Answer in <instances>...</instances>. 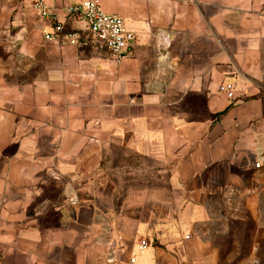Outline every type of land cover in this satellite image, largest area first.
Returning <instances> with one entry per match:
<instances>
[{
    "label": "crops",
    "instance_id": "0c3cea01",
    "mask_svg": "<svg viewBox=\"0 0 264 264\" xmlns=\"http://www.w3.org/2000/svg\"><path fill=\"white\" fill-rule=\"evenodd\" d=\"M35 1L0 0V264H264V0H97L118 60L46 41Z\"/></svg>",
    "mask_w": 264,
    "mask_h": 264
},
{
    "label": "built area",
    "instance_id": "2783aa9c",
    "mask_svg": "<svg viewBox=\"0 0 264 264\" xmlns=\"http://www.w3.org/2000/svg\"><path fill=\"white\" fill-rule=\"evenodd\" d=\"M33 6L42 16L48 17L52 23V30L43 33L44 39L48 42L61 40V43L78 47L105 49L111 57L118 60L124 56L125 51L135 38L134 33L126 27L124 20L119 16L104 12L97 0H84L81 3L80 9L74 17L83 23V27L68 31H64L63 24L57 21L43 1L37 0ZM156 36L159 47L167 50L169 48L168 36L162 32L156 33ZM166 59L167 52L160 53L159 63L164 64ZM218 90L224 93L228 99L234 97L231 82L221 83ZM260 165L259 161L255 163L256 168H259ZM65 200L73 205L77 203V196L70 187L66 188ZM131 262H133L132 259Z\"/></svg>",
    "mask_w": 264,
    "mask_h": 264
},
{
    "label": "rangeland",
    "instance_id": "374dc122",
    "mask_svg": "<svg viewBox=\"0 0 264 264\" xmlns=\"http://www.w3.org/2000/svg\"><path fill=\"white\" fill-rule=\"evenodd\" d=\"M0 7H9L8 3H6L5 5H0ZM2 12H9L10 9L9 8H2L1 9ZM120 156H123L124 158L126 157L127 160H128V168H135L136 166H141L145 169V172L148 170V171H156V166L151 163V162H137V159L134 157V156H131V155H128V156H124V155H120ZM115 160H120V157L118 156H115ZM156 174V173H155ZM157 175V174H156ZM135 177V176H134ZM131 182V184L135 185L136 184V179L134 178L132 181H130L128 179L127 183L129 184ZM140 183L144 184V185H156L158 183H160V180H157V179H148V180H139Z\"/></svg>",
    "mask_w": 264,
    "mask_h": 264
}]
</instances>
